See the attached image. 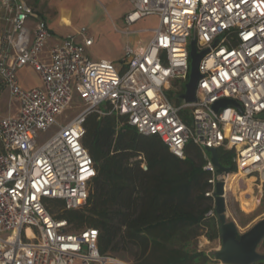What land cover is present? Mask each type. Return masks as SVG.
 <instances>
[{"label":"built area","instance_id":"2783aa9c","mask_svg":"<svg viewBox=\"0 0 264 264\" xmlns=\"http://www.w3.org/2000/svg\"><path fill=\"white\" fill-rule=\"evenodd\" d=\"M125 22L156 16L151 39L140 51L126 47L120 67L89 59L86 28L53 44L46 22L24 0H0V93L19 103L16 117L0 119V264H126L98 252V230L71 231L56 215L83 209L96 170L83 147L86 115L116 113L144 136H157L169 152L185 159L196 146L210 174L205 197L217 183L209 149L232 151L240 178L264 191V0H131ZM198 64L195 101L185 102L190 42ZM32 67L42 87L24 90L17 71ZM176 81L169 96L165 88ZM183 83V86L180 85ZM73 94L85 109L68 124L56 122ZM229 99L232 105H213ZM105 104V109H100ZM57 126L42 145L39 133ZM145 169V166H143ZM49 200L61 201L56 208ZM258 201V200H257ZM203 238V237H201ZM215 260V259H214Z\"/></svg>","mask_w":264,"mask_h":264},{"label":"trees","instance_id":"16d2710c","mask_svg":"<svg viewBox=\"0 0 264 264\" xmlns=\"http://www.w3.org/2000/svg\"><path fill=\"white\" fill-rule=\"evenodd\" d=\"M31 1L37 6V0ZM83 128L81 143L96 177L87 205L56 218L74 232L98 230V252L117 259L130 256L131 264H216L196 245L201 237L219 238L218 220L206 217L213 203L204 195L210 174L202 169L200 150L188 144L185 159H179L157 136L139 134L116 113H90ZM217 155L234 176L233 152L217 149ZM48 203L62 206L61 201Z\"/></svg>","mask_w":264,"mask_h":264},{"label":"rangeland","instance_id":"374dc122","mask_svg":"<svg viewBox=\"0 0 264 264\" xmlns=\"http://www.w3.org/2000/svg\"><path fill=\"white\" fill-rule=\"evenodd\" d=\"M35 9L38 6H34L31 0H24ZM76 5L75 10L79 13L73 21V28L80 30L86 28L88 32L94 37V44L88 49L89 58L95 61H113L118 57H123V51L126 47H130L135 50L137 47L136 41L140 40L141 46H146L150 40V33L142 32L140 34H133L130 36L129 43L123 45L117 44V37L115 31L107 24L102 22L105 20V8L100 1L82 0L74 2ZM157 19L155 17H148L145 21L137 25V28H154ZM54 38L49 40L43 52L48 51L53 44ZM123 47V49L121 48ZM105 59V60H104ZM28 81L30 83H37L39 78L35 72L28 74ZM176 81H171L169 86L165 88L166 94L171 95L175 88ZM183 86V83H180ZM85 104L79 99L76 94H73L72 100L69 105L58 116H56V122L58 125L64 126L72 121L79 113L85 109ZM100 109H105V104H101ZM19 110V103L16 100L9 99L6 92L0 93V119L7 117H16ZM57 131V126H53L48 131L39 133L37 136V144L42 145ZM256 198V202L249 204L248 199L253 201ZM226 219L232 221L237 225L238 232L240 234L249 230L254 224L264 218V191L260 198H258L257 190L249 187L247 183L241 186L239 190H236L232 185L226 190ZM258 200V201H257ZM9 235L8 232L0 234L1 238H6ZM198 251L204 252L207 255L213 257V254L221 248L220 239L213 241L207 240L205 237L199 238L197 243ZM257 252L264 255V240L259 244ZM119 261L131 264L133 259L128 256L127 258H119ZM216 264H221L217 261ZM258 264H264V260Z\"/></svg>","mask_w":264,"mask_h":264},{"label":"water","instance_id":"95a60500","mask_svg":"<svg viewBox=\"0 0 264 264\" xmlns=\"http://www.w3.org/2000/svg\"><path fill=\"white\" fill-rule=\"evenodd\" d=\"M206 51L197 53L195 41L190 42V74L185 84V93L181 96L187 103L195 101V90L200 77L198 64ZM232 105L240 110L239 105L229 99H223L213 105L214 112L220 107ZM211 162L216 167V179L214 192L215 213L219 222V239L221 248L213 254L216 261L221 264H256L264 260V255L257 252L259 244L264 239V218L254 224L249 230L240 234L237 225L226 219V179L231 174V169L219 163L217 150L209 149Z\"/></svg>","mask_w":264,"mask_h":264},{"label":"crops","instance_id":"0c3cea01","mask_svg":"<svg viewBox=\"0 0 264 264\" xmlns=\"http://www.w3.org/2000/svg\"><path fill=\"white\" fill-rule=\"evenodd\" d=\"M37 1H38L37 6L39 8L35 10L38 13V16L46 22L48 31L50 33L49 40L54 38L53 44L59 43L66 36L76 34L79 31L78 29L76 30L75 28H73V25H72L74 19L78 17L79 13L82 14V12H77L75 10L76 5H74V2L78 0H37ZM79 1H82V0H79ZM89 1H100L103 4L105 8L106 18L102 23L107 24L109 28L112 27V29L116 33L117 44L123 45V47H124V44L129 43V40L131 39L130 38L131 35L140 34L142 32L150 33L152 28H144V29L137 28V25L145 21L146 18L155 17L158 22V18L156 16H148V17H145L139 20L138 22L132 25L126 24L125 17L133 9L131 0H89ZM157 22H156V25H157ZM3 27H4L3 24L0 22V32L3 30ZM89 36L92 38L93 44H94V37H92L90 33H89ZM150 36H151V33H150ZM140 43L141 42L138 39V41H136V45H137V47L135 48L136 51H140L143 48V46H141ZM53 44H51V46ZM90 47L85 49V54L88 58H89L88 49ZM123 47L121 46L122 49ZM47 52L48 51H45L40 54L41 60H44V61L47 60ZM121 60H122L121 57H118L115 60L110 61V62H112L117 67H120L122 63ZM31 72H35V70L30 66H25L23 68H20L17 71L18 83L20 87L24 90L42 87L40 77L36 72L35 73L38 75V78H39L38 82L33 84L28 81V77H29L28 74Z\"/></svg>","mask_w":264,"mask_h":264},{"label":"bare ground","instance_id":"6f19581e","mask_svg":"<svg viewBox=\"0 0 264 264\" xmlns=\"http://www.w3.org/2000/svg\"><path fill=\"white\" fill-rule=\"evenodd\" d=\"M251 182L252 179L250 178L244 179V178H240L237 174H235L234 176H231L230 174L226 179L225 189L227 190L228 187L232 185L233 187H235L236 190H239L241 186L245 185V183H247L249 187H252ZM248 202L249 204H251L252 202H256V198L253 201L248 199Z\"/></svg>","mask_w":264,"mask_h":264},{"label":"flooded vegetation","instance_id":"af4514ba","mask_svg":"<svg viewBox=\"0 0 264 264\" xmlns=\"http://www.w3.org/2000/svg\"><path fill=\"white\" fill-rule=\"evenodd\" d=\"M260 262H262V261H260ZM260 262H257L256 264H258V263H260Z\"/></svg>","mask_w":264,"mask_h":264}]
</instances>
